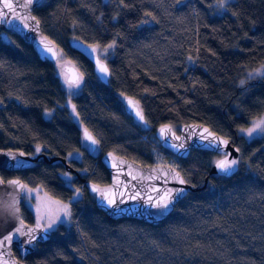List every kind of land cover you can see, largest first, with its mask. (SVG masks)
Returning a JSON list of instances; mask_svg holds the SVG:
<instances>
[{
  "label": "trees",
  "instance_id": "trees-1",
  "mask_svg": "<svg viewBox=\"0 0 264 264\" xmlns=\"http://www.w3.org/2000/svg\"><path fill=\"white\" fill-rule=\"evenodd\" d=\"M125 3L128 7L118 0H45L33 10L43 32L92 76L71 95L79 122L56 62L42 60L19 35L0 33V148L35 154L39 146L66 158L77 150L82 154L68 159L80 176L61 161L44 159L25 170H0L4 180L20 177L61 200L76 189L82 193L72 203L71 227L38 242L25 264H264V137L239 134L264 114V77L240 83L245 69L264 62V0H228L227 11L216 8L215 0ZM144 19L150 23L140 24ZM74 38L101 47L115 41L106 58L108 83L71 47ZM122 94L141 103L148 126L125 111ZM188 122L208 125L240 149L234 175L210 174L218 153L193 149L187 158L178 157V169L194 186L208 177L207 187L189 191L162 223L113 219L98 208L82 178L110 182L104 152L155 164L149 132ZM81 125L100 141L99 152L84 146ZM65 172L72 176L71 187ZM22 217L34 224L24 203Z\"/></svg>",
  "mask_w": 264,
  "mask_h": 264
},
{
  "label": "water",
  "instance_id": "water-1",
  "mask_svg": "<svg viewBox=\"0 0 264 264\" xmlns=\"http://www.w3.org/2000/svg\"><path fill=\"white\" fill-rule=\"evenodd\" d=\"M10 2L13 4L15 10L7 13V16L5 18L6 22L0 23V33L4 31L9 34L19 35L26 43L33 46L34 50L42 60L57 62L59 58V51L57 49V46L43 32L41 22L33 12V10L38 6L36 4H32L28 7H24V5L27 4V0H10ZM0 7H3V0H0ZM26 16H35L37 19H24V17ZM17 17H19L20 19H17ZM25 25H27V27H25ZM44 38H47L46 42L53 48L52 53L43 51L40 41ZM70 45L72 48L80 52L93 63L94 71L97 76V57L104 60V62L109 67L107 60L101 58L99 49H96L94 51L89 47L90 45L95 46L96 44L86 42L80 38H74L70 41ZM63 69L68 73L69 78H72L74 75L81 74L79 69L72 64L64 65ZM110 78L111 76H109L106 81H100L103 83H108ZM129 99H131L134 103L138 102L139 106L142 108L141 103L135 97L129 94L121 95V100L123 102L125 111L130 114L136 121H138L134 116V110H132L131 106L128 104ZM145 125L148 126V123H146ZM165 126L169 127L166 128L162 133L161 129ZM85 129H87L92 135H94L87 126L81 125L83 136ZM204 129H207L208 131L204 132ZM201 133H203V135L207 137V139L202 138ZM156 136L158 137L161 145L164 148L172 151L180 158H187L193 149H204L222 154L218 159L223 158L224 152L231 153L230 158H241V151H235V148H238L235 144H233L226 137L212 130L211 127L204 123H184L180 126V132L175 131L171 124L165 123L160 125L156 129ZM213 136L228 140L229 143L226 146L221 145L222 150L217 151L215 150L214 146L209 147V141ZM176 137H180V139H176ZM88 144L90 152H94L98 147V145H90L89 142ZM173 145H175V147H173ZM20 152L25 153V155L19 156L18 153ZM11 155H17V159L26 160L30 166L23 169H10L7 166H4L5 161L11 160ZM40 159H44L45 161L50 163L61 161L64 163L68 170L73 171L78 176H80V172L78 170L70 167V164L66 157L49 155L46 152L29 154L21 149L0 148V170L4 169L20 171L29 169ZM101 161L110 172V182L106 184H100L92 180H87L86 178H82V180L89 192L94 194L98 208L103 210L108 216L113 219L136 218L154 225L160 224L174 212L176 206L184 197L182 199L175 200L173 204L170 205V211L164 216L156 215V213L159 212V209L152 206V203L149 202L148 197H152L153 201H155L166 191L174 190L176 188H184L188 194L189 191H197L206 188L209 179L208 177H206V182L203 185L194 186L185 179L178 168L170 164L155 163L151 165H144L125 155H120L113 150L104 152L101 156ZM216 161L212 165L209 172L210 174L220 175L219 170L215 166ZM177 173H179L180 177L185 179L187 183L179 184L174 178ZM0 177H2L1 174ZM13 179H19L22 183H25L20 177H11L7 180L3 179L5 183L0 185V239H2L3 236L8 235L14 229V227L17 226L16 218L11 215V210L7 208V205L12 202L14 196L16 200L15 206L19 209L18 215L22 217V204L24 202V195L22 192L15 190L6 183L7 181ZM92 185L98 186L101 191L112 192L115 195L116 204L119 206V208L126 209L127 211L117 212L114 208L104 207L99 203L101 199L99 194L91 191ZM121 201H123V203H121ZM24 223L28 226H35V224L28 223L25 220ZM21 239H23V237H21ZM37 243L32 246L30 251L25 253L22 252L20 245L14 236L10 242L0 247V264H25L24 259L28 254L32 253L35 250ZM15 249H17L18 251L20 255L19 257L17 256Z\"/></svg>",
  "mask_w": 264,
  "mask_h": 264
},
{
  "label": "snow or ice",
  "instance_id": "snow-or-ice-1",
  "mask_svg": "<svg viewBox=\"0 0 264 264\" xmlns=\"http://www.w3.org/2000/svg\"><path fill=\"white\" fill-rule=\"evenodd\" d=\"M45 0H27V4L24 5V7H28L32 4H36L38 7L42 6L44 4ZM119 4L123 5L124 7H128V4L125 3V0H118ZM179 2V0H177ZM227 5L228 0H215V6L216 8L227 11ZM213 5H209V7H212ZM14 6L10 2V0H3V7H0V23L6 22V16L8 12L14 11ZM144 15L146 17H151L152 20H155L156 17L152 12H145ZM17 19H20L17 17ZM24 19H31L36 20L37 18L35 16H26ZM115 19V17H114ZM38 23V20H37ZM150 23L149 20H141L140 24H148ZM27 27V25H25ZM47 38H44L40 41L43 51L52 53L53 48L49 46V44L46 42ZM94 51L96 49H100L102 52H107L108 49H114L116 47L115 41L112 43L101 47L100 45L89 46ZM191 59V57L189 58ZM96 66H97V72H98V78L102 81H106L109 76L112 75L111 70L107 66V64L104 62V60L100 59L99 57L96 58ZM255 75L264 77V65H261L260 69L256 70ZM249 78H254L252 73H249ZM64 83L67 86L69 97L73 94L74 89H80L83 84V75L77 74L74 75L72 78H69L66 74H64ZM242 85L245 83L243 80L240 82ZM3 104V99H0V105ZM128 104L131 106V109L134 110V116L137 118L138 121L147 123V120L145 119L143 109L139 106L138 102H133L131 99L128 100ZM68 106L71 108V112L76 116L79 117V112L76 111V105L71 102V99L68 100ZM47 115H51V113H47ZM169 126H165L161 129V132L163 133L166 128ZM207 129H204V132H207ZM239 131L241 133L246 134L248 138H255L256 136L264 137V117H261L257 120H254L252 123V126L247 128H240ZM201 137L204 139H207L201 133ZM84 139L90 143V145H99L100 141L95 138L94 135H92L87 129L84 130ZM176 139H180V137H176ZM229 143L228 140L218 138L213 136L212 139L209 141V147H215V150L221 151V145H227ZM175 147V145H173ZM41 149L39 146H37L36 151L39 152ZM94 150V149H93ZM236 152H240L239 148H235ZM19 156H24L25 153L20 152L18 153ZM71 156L72 154L69 153ZM77 155H79L77 150ZM231 153L224 152L223 158L218 159L216 161V168L219 170V174L222 177H230L236 173L238 170V165L240 164V159L237 158H230ZM4 166H7L10 169H23L26 167H29L30 165L26 160L17 159V155H11L10 161H5ZM63 177L66 179L69 187H71L72 184V176L70 173L65 172L62 174ZM179 184H185L187 181L180 177L179 173L176 174L174 177ZM5 181L3 180V177H0V185L4 184ZM10 187L14 188L17 191H20L23 193L24 198L26 201L30 199H37L39 198V193L41 191L40 188H30L27 184L22 183L19 179H13L6 182ZM91 191L98 193L100 196L99 203L102 204L106 208H114L117 212H126V209H120L119 206L116 204L115 195L112 192L107 191H101V189L96 186H91ZM82 195L79 189L75 190V196L73 197V200L70 201L68 204H64L59 201H55L57 205V210L55 212L51 211V208L49 207L47 202L43 201V198H40L42 200L41 204L37 205V222L34 227L28 226L24 223V220L21 216L18 215L19 209L16 208V200L15 196L13 197L12 202H10L7 205V208L11 210V215L14 216L17 220V226L14 227V229L8 234L3 236L2 239H0V247L5 245L6 243L10 242L13 237L17 239L20 248L22 252H28L31 250L32 246H34L38 241L44 242L47 241L51 234L53 232H56L59 230L60 227H71L73 224V213L71 210V203L72 202H79L78 198ZM138 195V193H137ZM187 195V192L184 188H176L174 190L166 191L163 195H161L159 198H157L155 201H153L152 197H148V200L150 203H152V206L154 208L159 209V212L156 213L158 216H164L170 211V205L173 204L175 200L182 199ZM135 198V197H133ZM123 203V201H121ZM23 237V239H21Z\"/></svg>",
  "mask_w": 264,
  "mask_h": 264
},
{
  "label": "rangeland",
  "instance_id": "rangeland-1",
  "mask_svg": "<svg viewBox=\"0 0 264 264\" xmlns=\"http://www.w3.org/2000/svg\"><path fill=\"white\" fill-rule=\"evenodd\" d=\"M1 34H3L4 36H8L7 34H9V33H6V32L3 31ZM55 45L57 46V49L59 51V58H58V60L56 62V64H57V71H58V74L60 75V77H61V79L63 81L64 88L67 90L66 92H67V95H68V100H69V98L72 100V97L71 96L69 97V92H68L67 86L64 83V74H66L68 76V73L63 69V66L66 65V64H72V65H75L79 69L80 73L83 75V84H82V86L88 80H90L92 78V76H90V72L86 68L82 67V64H80V62H78V60H76L72 56L66 55V53H64V51L62 50V48L57 43H55ZM111 51H112V49H108V51L105 53V52H102L99 49V54H100L101 58L107 60L106 58L111 55ZM261 65H264V62L261 63V64H259V65H257V66H255V67H253V68H247V69H245V72H244L243 76L241 77V81L243 80L245 82L246 80L252 79V78H249V73H252L254 78L255 77H261V76L255 75L256 70L257 69H260ZM82 86H81L80 89H74L73 92L75 94L80 93L81 92V89H82ZM54 111H55L54 109L53 110H47L45 112V115L46 116H49V115H47V113H49V112L52 115ZM73 116H74V119L77 122L80 121L79 117H76L74 114H73ZM261 117H264V114H262L261 116L256 117L255 119H253L252 122H251V124L248 127L252 126V123H253L254 120H257V119H259ZM172 127H173V129L175 131L180 132V126L179 127L172 126ZM245 128H247V127H245ZM239 134L246 136V134L241 133L240 131H239ZM147 137H148V139L149 138L151 139V142L152 143H154V145L152 146V150L154 152L155 162L156 163H166V164H170V165L178 168V165H179L178 164V156L175 155L172 151L164 148L160 144V141H159L158 137L156 136V131H150ZM256 137H261V136H256ZM83 139H84V137H83ZM248 139H250V138H248ZM251 139H253V138H251ZM83 144H84V146H86L87 149H89V144H88V142L85 139H84V143ZM159 144L161 146H159ZM99 151H100V145H98V147L95 150V152L97 153ZM78 153H79V155H77V151L71 152L72 155L70 156L68 154L67 159H71L73 157L81 158L82 157V154L79 151H78ZM35 154H37V153H35ZM221 155L222 154H218V157H220ZM27 185L30 188H40L41 189V191L39 193V198H37V199H30L28 201H26L25 198H24V202H23L24 204H26L32 210V212L34 214V221H33L34 224H36V222H37V215H38V213H37V205L42 203V200L40 198H43V201L48 203L49 207L51 208V211L52 212H55L57 210V205L55 203H53V202L59 201V202H62L64 204H68L70 201L73 200V197L75 196V194H74V196L72 198L68 199V200H61V199H58V198H55V197L51 196L48 192H46L45 190H43L42 187H40V186H31L29 184H27ZM72 203H71V207H72Z\"/></svg>",
  "mask_w": 264,
  "mask_h": 264
},
{
  "label": "flooded vegetation",
  "instance_id": "flooded-vegetation-1",
  "mask_svg": "<svg viewBox=\"0 0 264 264\" xmlns=\"http://www.w3.org/2000/svg\"><path fill=\"white\" fill-rule=\"evenodd\" d=\"M40 152H41V151L37 152V154L40 153ZM68 172L74 173L73 171H70V170H68ZM75 174H76V173H75Z\"/></svg>",
  "mask_w": 264,
  "mask_h": 264
}]
</instances>
